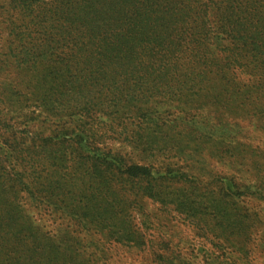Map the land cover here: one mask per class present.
<instances>
[{"label": "rangeland", "instance_id": "obj_1", "mask_svg": "<svg viewBox=\"0 0 264 264\" xmlns=\"http://www.w3.org/2000/svg\"><path fill=\"white\" fill-rule=\"evenodd\" d=\"M5 26L0 182L18 166L44 186L40 199L35 189L15 198L26 235L10 238L0 259L264 264V84L251 71L227 67L225 79L201 83L163 62L85 82L61 64L7 62ZM114 166L150 174L126 180Z\"/></svg>", "mask_w": 264, "mask_h": 264}, {"label": "trees", "instance_id": "obj_2", "mask_svg": "<svg viewBox=\"0 0 264 264\" xmlns=\"http://www.w3.org/2000/svg\"><path fill=\"white\" fill-rule=\"evenodd\" d=\"M0 19L6 25L4 56L17 68L61 64L80 70L79 78L88 82L106 81L115 70L163 68L165 62L194 72V82H216L212 74L225 79L224 70L234 67L264 84V0H0ZM59 162L50 168H59ZM98 162L111 168L112 157ZM113 169L126 180L150 174L136 166ZM11 171L6 190L0 182V218L9 227L1 233L0 226V255L10 238L26 235L20 213L10 209L15 198L35 189L31 198L40 199L44 186L41 176L28 182L26 171L18 166ZM2 208L8 209L5 219ZM3 259L0 264H14Z\"/></svg>", "mask_w": 264, "mask_h": 264}]
</instances>
